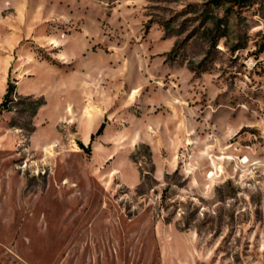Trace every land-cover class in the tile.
<instances>
[{
	"label": "rangeland",
	"instance_id": "374dc122",
	"mask_svg": "<svg viewBox=\"0 0 264 264\" xmlns=\"http://www.w3.org/2000/svg\"><path fill=\"white\" fill-rule=\"evenodd\" d=\"M238 1L0 0V264H264V0Z\"/></svg>",
	"mask_w": 264,
	"mask_h": 264
},
{
	"label": "trees",
	"instance_id": "16d2710c",
	"mask_svg": "<svg viewBox=\"0 0 264 264\" xmlns=\"http://www.w3.org/2000/svg\"><path fill=\"white\" fill-rule=\"evenodd\" d=\"M228 0H211V2H210V4H213V5H216V6H219V5H222V4H224V3H226ZM238 2H240L241 4H244L246 1L245 0H239ZM204 13L206 14V17L208 16V15H210V13H208V10H206V11H204ZM210 16H212V14L210 15ZM210 16H208V17H210ZM213 18H215V20H216V22L217 23H220V21H222V23H226L227 21H226V19L225 18H223V17H215V16H212ZM224 33H222V35H223ZM103 128V125L100 127V130Z\"/></svg>",
	"mask_w": 264,
	"mask_h": 264
}]
</instances>
